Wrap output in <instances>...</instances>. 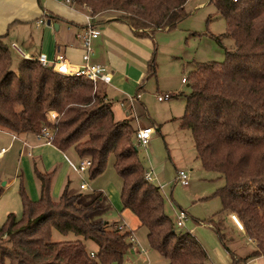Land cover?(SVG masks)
<instances>
[{
    "label": "trees",
    "instance_id": "16d2710c",
    "mask_svg": "<svg viewBox=\"0 0 264 264\" xmlns=\"http://www.w3.org/2000/svg\"><path fill=\"white\" fill-rule=\"evenodd\" d=\"M187 0H73L93 15L112 8L141 32L174 26L185 14ZM226 20L225 35L234 45L223 61H203L189 80L181 125L190 129L196 156L212 178L222 179L213 194L222 212L233 213L252 243L250 258L264 254V0H210ZM11 48L0 33V125L15 132L35 133L43 125L52 132L51 143L73 148L92 160L91 176L101 172L109 153L122 179L120 198L146 228L150 247L164 264H207V252L190 230L177 229L166 213L159 185L144 178L145 166L137 155L132 118H117L106 94L93 88L84 75L53 71L35 58L20 57L11 68ZM154 74V62L149 64ZM56 112L50 121L47 111ZM39 194L31 198L21 183L22 216L8 212L0 225V262L9 264H107L121 262L131 242L129 230L115 222L93 220L97 206L84 205L67 191L51 195L53 170L33 163ZM2 187L0 186V194ZM224 218L210 219L222 244L229 249ZM235 223V221H234ZM74 232L72 239L53 240L52 229ZM96 248H89L88 241Z\"/></svg>",
    "mask_w": 264,
    "mask_h": 264
},
{
    "label": "rangeland",
    "instance_id": "374dc122",
    "mask_svg": "<svg viewBox=\"0 0 264 264\" xmlns=\"http://www.w3.org/2000/svg\"><path fill=\"white\" fill-rule=\"evenodd\" d=\"M185 11L186 14L174 26L157 28L151 32L150 57L154 62L155 72L146 76L136 97L135 94H129L134 98V100L131 99L132 109L128 111L126 109L128 100H124L123 104L126 106L121 104L122 97L117 90L104 88L98 82H93V88L101 95L103 91H106L117 118L130 116L135 127L139 122L143 125H159L160 131H153L146 146L138 144L134 139V133L132 134L137 146V155L145 168L152 165L157 175L153 183L159 185L164 195L166 213L174 220V207L181 206L187 209L189 215L184 225L176 227L190 230L195 234L207 252V264H264V254L244 259L251 252L252 243L236 223H234L235 228L231 225L229 217L222 212L219 196L213 194L223 181L219 178H212L210 173L208 174L202 168L196 156L190 129L181 125L178 118L175 119L184 113L186 94L190 91L189 80L192 79L190 76L197 63L209 60L223 61L226 50L232 49L234 45L232 37L224 34L226 20L213 1L187 0ZM5 38L7 39V36ZM10 54L11 68L16 70L20 57L12 50ZM182 76L189 80L182 82ZM157 91L169 92L171 95L167 99L158 100ZM3 141L0 140V145H6ZM72 150L73 148H70L67 151L70 153ZM58 154L59 158H56ZM51 160L57 164V169L60 167L59 163L63 162L68 170L61 153L54 151ZM190 167L192 168L190 184L183 186L175 180L176 169H189ZM18 172L22 176L18 175ZM70 174L71 181L67 186L68 191L78 195V201L81 204L90 206L97 204L90 214L91 219H106L112 222L120 218L121 214L123 220L134 229L136 242H133L132 248L131 246L127 248L121 262L113 260L107 264H164L165 258L159 251L149 246L146 228L137 225L138 221L134 213L129 209L120 212L122 210L120 198L122 179L114 167L112 152L108 154L101 172L94 176H91L89 170L82 173L83 179L90 185L88 189L79 188V182L82 180L80 174L74 170L70 171ZM21 183L31 198L38 196V186L36 182L33 185L28 177L23 167V159L18 160L15 148H8L0 158V186L2 187L0 225L10 211L14 212L17 217L22 216ZM64 186V184L56 186L54 191L51 190V195L57 198ZM95 192L98 193L94 195ZM220 217L224 218L223 224L227 226L226 232L230 238L227 245L239 258L235 263H232L230 251L222 244L213 226L204 224L210 223L211 218L216 220ZM232 221L234 222L233 219ZM51 237L53 240H60L72 239L77 235L72 231L62 233L53 228ZM91 242L93 241L87 242L90 248L92 247ZM135 246L138 250L134 248ZM0 264H9V259L5 258Z\"/></svg>",
    "mask_w": 264,
    "mask_h": 264
},
{
    "label": "crops",
    "instance_id": "0c3cea01",
    "mask_svg": "<svg viewBox=\"0 0 264 264\" xmlns=\"http://www.w3.org/2000/svg\"><path fill=\"white\" fill-rule=\"evenodd\" d=\"M87 14H90L87 7L77 5L73 1L67 3L64 0H0V33H4L8 41L16 40L23 44L32 56H37L40 52H43L50 57L55 52L61 51L71 66H77L82 62L83 44L80 32L88 26ZM90 16V23L101 29V33L92 40L93 53L91 54V60L99 64L103 71L111 73L109 82L98 80V83L103 85L104 88L108 87L117 90L122 97L121 104L124 103V100H128L127 106L123 104L128 111L133 107L131 99L134 100L129 94H135L134 96L136 97L146 76L152 74V70L149 67L152 62L150 57L152 47L151 32H141L131 26L117 9L108 8ZM49 18L50 22H47ZM39 19H42V21H39ZM103 93L106 94V91H103ZM106 98L110 100L107 95ZM135 118L138 119L137 116ZM177 118L175 117V119ZM139 124L143 125L141 122ZM151 125L155 130L160 131L159 125ZM0 140H4L3 142L6 144H1L0 147L5 146L6 149L15 148L18 153V160L19 158L23 159V167L26 169L33 185L36 182L38 186V181L33 171V163L41 170H55L52 177L53 186L51 183V190L53 189L54 191L59 184L69 185L71 181L70 171L73 169L68 166V159L77 161L80 156L76 151L72 150L70 153L67 150L62 151L52 143L38 140L34 133L15 132L1 125ZM54 151L61 153V156L64 157L68 170H66L63 162L59 163L60 167L57 169V164L51 160ZM49 153L51 155L48 156ZM58 156L59 154L56 158H59ZM145 170H152L157 179L152 165L146 167ZM188 170L190 173L192 168L190 167ZM82 173L78 174L83 180ZM204 173L206 172L204 171ZM18 175L22 176L19 172ZM86 183V188H81L80 185L79 188L88 189L90 185L87 181ZM189 184L190 180L187 185L183 186H188ZM68 193L73 194L69 191ZM97 193L95 192L94 195ZM32 197L36 199L38 196ZM178 208L183 207L179 206ZM124 209L128 208L122 207L120 212ZM184 209L188 216L187 209ZM175 210L176 207H174V212ZM229 219L231 225L235 228L234 222L230 217ZM137 221V225L142 226L138 218ZM113 222L124 223V230L131 231L134 239L130 237H127V239L131 242L129 246L132 248L133 242H136L134 229L130 228L127 222L123 220L121 214L120 218L113 220ZM204 224L210 225L211 223L206 222ZM91 243V248H96V244ZM134 248L138 250L136 246Z\"/></svg>",
    "mask_w": 264,
    "mask_h": 264
},
{
    "label": "built area",
    "instance_id": "2783aa9c",
    "mask_svg": "<svg viewBox=\"0 0 264 264\" xmlns=\"http://www.w3.org/2000/svg\"><path fill=\"white\" fill-rule=\"evenodd\" d=\"M67 3L72 2L73 0H64ZM91 14H87L88 26L80 32V37L83 44V52H82V62L77 66H71L68 62L66 56L63 52L58 51L55 52L52 56H48L46 53L40 52L37 56H32L26 48L20 42L16 40L9 41V47L12 51H14L19 57L22 58H35L38 60L42 65L51 68L53 71L67 74V75H84L90 78L93 82H98V80H104L109 82L111 79V73L105 72L101 69L100 65L93 62L91 60V54L93 53V46L92 40L93 38L97 37L101 33V29L98 26H94L90 23V16ZM42 21V19H39ZM182 81H186V77L182 76ZM171 94L169 92H157L156 97L158 100H163L169 98ZM56 112L52 109L47 111V118L50 121H53L56 118ZM155 131L152 125H139L136 127L134 132V139L138 144L146 145L149 141L151 134ZM36 138L42 142L51 143L52 139V132L47 125H43L41 129L34 133ZM6 150V147H0V156ZM69 166L76 172L82 173L85 170H88L89 166L92 163V160L89 156L80 157L77 161H73L68 159ZM144 178L148 181L153 182L155 179V175L153 174L152 170H145ZM175 180L182 185H187L190 180V173L188 169H178L175 175ZM81 188H86L87 183L83 179L80 182ZM187 217V212L184 208H176L175 210V225L176 226H183L185 219ZM232 219L235 221L236 225L243 229L241 222L236 217L235 214H231ZM116 227L119 230L125 229L124 223H116ZM128 237L134 239L133 235L130 233Z\"/></svg>",
    "mask_w": 264,
    "mask_h": 264
},
{
    "label": "water",
    "instance_id": "95a60500",
    "mask_svg": "<svg viewBox=\"0 0 264 264\" xmlns=\"http://www.w3.org/2000/svg\"><path fill=\"white\" fill-rule=\"evenodd\" d=\"M47 22H50V18L47 20ZM136 146V145H135Z\"/></svg>",
    "mask_w": 264,
    "mask_h": 264
}]
</instances>
